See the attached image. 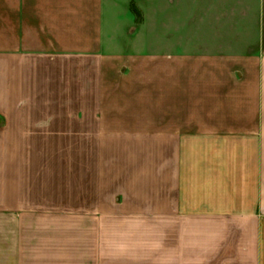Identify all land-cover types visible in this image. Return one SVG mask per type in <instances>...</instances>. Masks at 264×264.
<instances>
[{"label":"crops","instance_id":"crops-1","mask_svg":"<svg viewBox=\"0 0 264 264\" xmlns=\"http://www.w3.org/2000/svg\"><path fill=\"white\" fill-rule=\"evenodd\" d=\"M230 1L151 52L119 0H0V264H264V0Z\"/></svg>","mask_w":264,"mask_h":264},{"label":"rangeland","instance_id":"rangeland-1","mask_svg":"<svg viewBox=\"0 0 264 264\" xmlns=\"http://www.w3.org/2000/svg\"><path fill=\"white\" fill-rule=\"evenodd\" d=\"M123 1L125 2L127 0H119L118 6L112 8L113 11L111 12L122 15L125 14L124 12L127 8L129 13L133 15L135 23L141 24L145 21L144 27L140 32L142 31V38L148 41L147 48L151 52L156 51L158 48L159 18L161 21L165 15L167 19L166 28L170 31H174L176 27L183 36L190 29V26L186 24V22H188L186 19L195 11H198V15L201 14V10L206 4V0H128L126 5ZM233 1L234 0L230 1L231 9L234 7L236 8V4H234ZM249 6H251V4H249L248 7ZM132 7L136 9V13L132 11ZM122 20H124V17ZM122 25L123 28H125V24L122 23ZM233 26L234 25H232L231 28ZM118 39L124 44L125 42H123V40H125L126 37H118ZM128 48L130 47H127V49Z\"/></svg>","mask_w":264,"mask_h":264},{"label":"trees","instance_id":"trees-1","mask_svg":"<svg viewBox=\"0 0 264 264\" xmlns=\"http://www.w3.org/2000/svg\"><path fill=\"white\" fill-rule=\"evenodd\" d=\"M132 11L134 12V13H136L137 11H136V9L134 8V7H132Z\"/></svg>","mask_w":264,"mask_h":264}]
</instances>
